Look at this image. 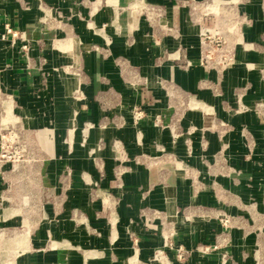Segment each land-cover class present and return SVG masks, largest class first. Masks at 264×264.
Wrapping results in <instances>:
<instances>
[{
  "label": "crops",
  "instance_id": "obj_1",
  "mask_svg": "<svg viewBox=\"0 0 264 264\" xmlns=\"http://www.w3.org/2000/svg\"><path fill=\"white\" fill-rule=\"evenodd\" d=\"M144 1L159 8L175 31L128 11L139 0H0V135L18 130L29 137L43 162L38 181L47 201L40 221L47 215L61 218L39 223L29 244L38 253L27 251V242L21 264H257L251 252L264 249V128L253 115L234 111L238 92V102L249 106L255 92L264 90V81L250 72L249 58L258 46L247 44L250 37L264 41V15L255 14L257 28L251 35L247 29L244 46H232L235 62L229 68L206 71L189 10L196 0ZM243 1L240 7L249 17V0ZM220 2L237 0H215L205 10L217 13ZM173 94L206 105L215 117L214 129L202 143L193 142L190 155L183 146L173 151L169 130L154 129L156 119L173 115ZM134 108L146 115L132 128ZM208 108L202 111L209 122ZM5 110L12 118L8 123ZM113 143L126 152L114 189L120 200L116 238L88 186L99 180L97 161L115 166ZM158 148L186 170L175 173ZM1 154L0 139L4 201L9 164ZM109 181L114 182L107 172L104 182ZM15 212L8 209L5 217ZM222 218L228 220L225 227ZM72 223L83 225L84 232ZM88 228L102 230V249L86 248L92 241L85 239ZM171 231L186 254L182 260L164 250L165 233ZM64 232L68 239L55 240ZM127 232L136 237L134 243ZM68 249L81 254L64 258ZM158 250L167 253L162 263L153 261Z\"/></svg>",
  "mask_w": 264,
  "mask_h": 264
},
{
  "label": "rangeland",
  "instance_id": "obj_2",
  "mask_svg": "<svg viewBox=\"0 0 264 264\" xmlns=\"http://www.w3.org/2000/svg\"><path fill=\"white\" fill-rule=\"evenodd\" d=\"M215 0H196L194 6L189 7L191 11V21L198 28V36L203 43V51L199 58L200 65L206 70H221L229 68L235 62V55L233 54L232 46L237 42V46L240 49L246 44L245 33L248 29L249 35H251V29L257 28V21L255 17L258 14L264 15V6L262 0H249V17L245 14V6L240 7L243 0H237V3H226L220 2L219 10L217 13L205 10V7L208 5L214 4ZM134 6L130 8V12H137L138 16H142L146 19V22L149 24L165 26L164 22L165 15L161 12L159 8L149 6L145 1L133 2ZM239 4V7H237ZM211 9L215 10L216 6H211ZM257 13V16L255 15ZM254 14V16H252ZM252 16V17H251ZM151 18L153 20H151ZM168 29V27L166 28ZM168 30H173L169 28ZM249 38L247 44L252 45L253 48L255 45L258 46V54H253L249 58V63L253 66L250 72L257 75L258 79L264 81V54H262L263 39L261 38ZM184 65H187L186 63ZM164 88V87H163ZM164 92H167V89H163ZM256 90V87L254 88ZM249 88V96H250ZM174 98V108L173 115L166 119V121L158 118L154 121V129L156 130H169L171 135V142L174 146L173 151L179 146L185 148V153L190 155L193 150V142H201L206 138L205 133L214 129L215 117L213 111L208 108L206 105L190 99L185 94H173ZM242 96V92L237 94V103L238 108L234 111L235 114L239 113H249L255 117V120L264 128V90L261 94H254V98L249 102V106L240 104L238 101ZM251 99V98H250ZM190 101L199 103L201 107H195L193 104H190ZM202 107L208 108L211 113V120L208 122L205 120ZM140 113V117H137V113ZM6 113V110H5ZM131 117V125L137 127L139 121L145 117V113L140 108H134L129 113ZM12 120V118H11ZM11 120L4 119L5 123L10 122ZM207 122V123H206ZM225 126V125H223ZM227 130H223L221 136H225ZM1 144L3 146V151L1 155H4L2 158L3 161H6V164H9L5 174L6 182L4 187L1 190L0 198V212L3 206L5 213L0 215V264H21V258L23 255L31 250V253H38L39 248L31 246L30 240L35 237L37 227L42 221H60L61 218H53L50 220V216H46L45 220L40 221L39 211L42 206L45 205L47 199H45L44 193V184H40L38 179L41 174V166L43 162L39 159L38 153L33 150L31 141L27 135L21 134L18 130H8L0 135ZM118 145V146H117ZM160 156L162 159H168L173 166L171 169L175 173H182L186 170V166L183 163L176 160V157L170 152L164 151L162 148H158ZM112 154L113 162L115 166L113 168L104 167L101 162L97 161L96 171L98 175V181L89 183V188L95 191V198L91 199L92 201L98 203L100 210L104 214V219L106 224L110 228V233L114 235L118 234L116 229L118 226V215L117 208L119 206V198L115 196L114 189H117L120 185V178H122L121 172H119V164L126 160V152L120 144H112ZM174 156V157H173ZM157 160V159H155ZM149 167V166H148ZM166 168H164L165 170ZM163 170V171H164ZM107 172L109 173L111 179L114 182H104L106 180ZM41 185V191L39 190ZM113 188V189H112ZM113 192L111 193V191ZM16 211L12 216V213L8 214L5 217L6 210ZM146 219L147 216L143 215ZM153 218H157L160 223H165L163 216L159 214L151 215ZM102 217V215H101ZM82 218L80 217L81 220ZM148 223H151L150 219ZM224 222H226L224 224ZM228 223L227 218L221 219V224L225 227ZM74 224L76 229H79V233L84 232L82 228L84 227L81 224ZM29 228V231L28 229ZM88 234L85 239L90 241L86 248L95 249L101 248V242L104 233L101 229L97 228H88ZM172 231L165 233L164 237V250H170L176 252L178 258L180 253L177 251L179 248L174 244L172 238ZM68 234L64 232L59 234L55 240L58 238H67ZM81 235V234H80ZM126 239L132 243L135 242L136 237L133 233L127 232ZM70 236V234H69ZM29 237V240H28ZM48 238V236H47ZM93 238L96 240L94 241ZM68 239V238H67ZM90 239V240H89ZM28 242L27 251L22 253L26 248L25 245ZM32 242V241H31ZM113 247V246H112ZM44 247L42 246L41 249ZM45 249L48 251V246H45ZM71 249L63 250L64 258H68L75 254H81L80 250L70 251ZM158 250L154 253L153 261L162 263L164 257L167 256L166 251ZM67 252V253H66ZM182 260L186 255L182 250ZM185 254V255H184ZM252 257L254 258L257 264H264V249L262 247H254L251 252ZM164 264V263H163Z\"/></svg>",
  "mask_w": 264,
  "mask_h": 264
},
{
  "label": "built area",
  "instance_id": "obj_3",
  "mask_svg": "<svg viewBox=\"0 0 264 264\" xmlns=\"http://www.w3.org/2000/svg\"><path fill=\"white\" fill-rule=\"evenodd\" d=\"M6 33H7V34H10V35L12 36L13 39H18V38H19L18 33H17V32H12V30L9 29V28H6ZM23 49H26V46H23ZM136 115H137V117H140L141 114L138 112ZM3 146H4V145L1 144V150H2V151H3ZM1 157L4 158V155H1ZM225 223H226V222H224V224H225ZM177 251L180 253L179 257L182 258V254H181V253H182V250H180V248H179Z\"/></svg>",
  "mask_w": 264,
  "mask_h": 264
}]
</instances>
